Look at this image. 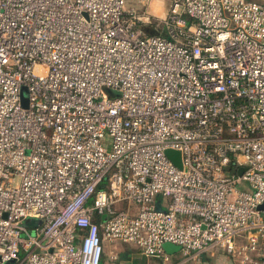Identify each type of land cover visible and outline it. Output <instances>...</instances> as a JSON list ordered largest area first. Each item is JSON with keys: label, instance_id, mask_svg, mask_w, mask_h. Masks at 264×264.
Wrapping results in <instances>:
<instances>
[{"label": "built area", "instance_id": "built-area-1", "mask_svg": "<svg viewBox=\"0 0 264 264\" xmlns=\"http://www.w3.org/2000/svg\"><path fill=\"white\" fill-rule=\"evenodd\" d=\"M168 1L0 0V264H264V3Z\"/></svg>", "mask_w": 264, "mask_h": 264}, {"label": "rangeland", "instance_id": "rangeland-1", "mask_svg": "<svg viewBox=\"0 0 264 264\" xmlns=\"http://www.w3.org/2000/svg\"><path fill=\"white\" fill-rule=\"evenodd\" d=\"M136 2L137 0H129V2ZM162 3L159 4L158 2H154L153 0H150L149 2V6H148V9L150 12H155V13H161L162 11L164 10H167L168 9V6H169V1L168 0H161ZM261 3H264V0H257ZM27 95H28V91H27V87L25 85H22L21 87V96H22V99L25 100L27 98ZM127 207V204L125 202H122V203H117L113 206V209L115 211H119L123 208H126ZM37 222L36 219L34 218H30L26 221L23 222V226L25 227H31L33 226L35 223ZM33 228V227H32ZM31 233L32 235H35V230L34 229H31ZM125 245H129V244H126V243H121V242H115V243H109V242H106V251L107 252H110L111 248L109 247H112L113 248V251L117 249V252H122L124 250V246ZM134 252V254H136V252L138 253V250L136 249H133L132 250ZM173 255V258H171V261H168L167 263H164V264H176V261L175 260H182V262H185L184 264H194V262L198 261L199 258L203 257V258H209V259H213L211 261H209V263H211L212 261L214 262L219 256H229L223 249H217V250H214L213 252H203L201 254H199L197 256V258L195 259H186L184 257V255L182 254L181 251H177L175 252ZM147 261L149 263H154L156 262V264H163L161 263L160 261L157 262L155 259L151 258V257H147V256H142L141 255H138L136 256V258L134 259L133 261V264H147ZM173 261V262H172ZM111 264H132L131 261H124L122 259H119V260H110L109 261ZM216 262V261H215ZM208 263V264H209ZM179 264V263H177Z\"/></svg>", "mask_w": 264, "mask_h": 264}, {"label": "crops", "instance_id": "crops-1", "mask_svg": "<svg viewBox=\"0 0 264 264\" xmlns=\"http://www.w3.org/2000/svg\"><path fill=\"white\" fill-rule=\"evenodd\" d=\"M154 2H158L159 4L162 3L161 0H153ZM163 12V11H162ZM161 13H155L156 15H160L162 14ZM106 243L104 244V252H103V255H102V261L100 264H111L109 261L110 260H119V259H122L126 262L128 261H131L132 264H133V261L134 259L136 258V256L138 255H141L142 256H146L144 255L138 248L132 246V245H125L124 246V250L122 252H117V249L113 251V248L112 247H109L111 248L110 252H107L106 251ZM133 249H136L138 250V253L136 252V254H134V252L132 251ZM166 253V252H165ZM168 254V253H167ZM115 256V257H114ZM148 257V256H147ZM153 259H155L157 262H161V263H167L168 261H171V258H173V255L172 254H168V258L166 260H163L162 257H151ZM184 260V259H182ZM182 260H175L176 261V264L179 263V264H184L185 262H182ZM213 259H209V258H199L198 261L194 262V264H208L209 261H211ZM216 261V262H215ZM214 262L212 261L211 263L209 264H239L237 263L236 261H234L230 256H219ZM173 262V261H172ZM147 264H156V262L154 263H149L147 261Z\"/></svg>", "mask_w": 264, "mask_h": 264}, {"label": "water", "instance_id": "water-1", "mask_svg": "<svg viewBox=\"0 0 264 264\" xmlns=\"http://www.w3.org/2000/svg\"><path fill=\"white\" fill-rule=\"evenodd\" d=\"M144 31L147 32V33H150V34H152L154 32L153 30H150V29H148L146 27L144 28ZM23 105L24 106L26 105L25 100H23ZM166 154H167V156L169 158H171L175 162V164L177 166H181L180 162H179V152L174 151V150H167ZM156 207L158 209L161 208L159 202L156 203ZM258 209L264 210V202L258 206ZM163 248H164L165 252L168 253V254H174L175 252L180 251V246L179 245H175V244L170 243V242L164 243ZM14 262H15L14 259H10L8 261H5L3 264H14Z\"/></svg>", "mask_w": 264, "mask_h": 264}]
</instances>
